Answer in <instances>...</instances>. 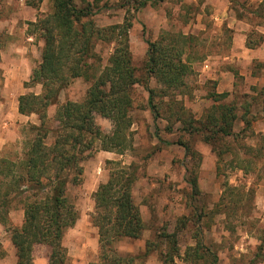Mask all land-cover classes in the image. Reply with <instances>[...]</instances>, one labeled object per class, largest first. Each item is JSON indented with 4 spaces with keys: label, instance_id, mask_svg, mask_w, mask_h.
<instances>
[{
    "label": "rangeland",
    "instance_id": "374dc122",
    "mask_svg": "<svg viewBox=\"0 0 264 264\" xmlns=\"http://www.w3.org/2000/svg\"><path fill=\"white\" fill-rule=\"evenodd\" d=\"M261 1L102 0L94 8L91 18L97 28L130 23L129 43L138 81L132 87L133 122L124 132L122 150H105L97 140L82 152L78 183L67 187L66 194L79 214L63 239L69 264H102L93 222L95 192L120 171L136 175L134 199L145 228L139 238L114 242L117 255L133 258L131 264H166L162 255L169 247L164 235L175 232L180 254L174 264H190L184 259L186 250L198 243L216 252L220 264H264V257L255 258L264 226V56L247 50L242 35L259 40L257 33L264 31V25L254 11H260ZM51 9V0H0V157L22 155L26 142L35 135L29 131L31 124H40L37 113L18 111L19 97L44 91L41 83L31 82L32 70L42 60L44 41L38 31L32 33L30 23ZM177 35L181 59L189 70L180 88L166 90L147 73L146 52L149 41L163 37L170 42ZM114 45V41H95L97 67L108 64ZM89 85L79 77L60 91L58 103L46 109L52 127L58 125L54 118L59 104L83 100ZM149 88L157 119L148 104ZM223 92L228 95L216 96ZM221 103L238 106L235 131L241 132L237 137L207 141L204 131H189L179 119L180 115L190 119L192 127L200 126ZM247 112L250 124L243 129L242 115ZM94 120L103 134L112 133V120L97 113ZM53 139L51 133L47 141ZM180 142L196 152H188ZM192 176L198 177L200 187L195 196ZM16 205L11 222L20 226L24 211L21 203ZM1 225L5 241L10 235ZM5 245L0 241V253ZM33 253L48 259L49 247L36 245Z\"/></svg>",
    "mask_w": 264,
    "mask_h": 264
},
{
    "label": "trees",
    "instance_id": "16d2710c",
    "mask_svg": "<svg viewBox=\"0 0 264 264\" xmlns=\"http://www.w3.org/2000/svg\"><path fill=\"white\" fill-rule=\"evenodd\" d=\"M81 1L79 4L77 0H51V11L39 14L30 23L35 28L32 33L38 31L44 41L42 60L32 70L31 82L41 83L44 91L41 95H21L19 111L37 113L40 124H31L29 131L35 135L26 142L22 155L0 157V223L5 226L15 247L17 264H34L33 252L37 244L49 247L48 264H69L63 239L66 230L76 224L79 214L66 190L69 184L78 183L80 179L82 152L99 139L105 150H122L126 140L124 132L133 122L130 115L134 103L132 87L138 79L129 43L130 23L112 25L106 30L97 28L91 17L102 0ZM260 7V11L255 9L254 13L264 25V0ZM257 34L259 40L256 42L247 37L248 47L255 48L264 41V33ZM97 39L114 41L115 44L103 69L95 62ZM148 44L147 73L156 77L166 90L180 88L189 66L181 59L183 49L179 46L178 35L170 42H165L162 37ZM79 77L90 82L85 98L60 103L54 118L58 125L52 127L46 109L58 103L60 91ZM148 90V104L157 119L159 113L153 103V89ZM226 95L227 92L216 93L218 97ZM237 107L234 103L217 105L200 126L192 127L193 122L181 119L180 115L179 119L189 131H204L207 141L237 137L241 132L235 131ZM249 112L242 115L246 123L243 129L250 124L246 116ZM95 113L114 122L112 133H102L95 123ZM51 133L54 139L49 143L47 139ZM180 143L188 152H196L190 145ZM136 179L135 173L120 171L100 184L95 192L93 222L98 228L102 264H131L133 261L131 257L117 255L113 245L121 238H139L145 228L134 199ZM190 183L192 194H199L198 177H190ZM16 203H21L24 211L20 226L11 222L10 213L16 209ZM262 234V245L255 258L264 257V226ZM164 236L169 249L162 255L163 262L174 264V257L180 254L176 233H165ZM149 250L148 247L147 252ZM184 259L190 264H220L217 253L199 243L188 247Z\"/></svg>",
    "mask_w": 264,
    "mask_h": 264
},
{
    "label": "crops",
    "instance_id": "0c3cea01",
    "mask_svg": "<svg viewBox=\"0 0 264 264\" xmlns=\"http://www.w3.org/2000/svg\"><path fill=\"white\" fill-rule=\"evenodd\" d=\"M262 33H264V31H260ZM241 34V33H240ZM244 35V43H245V48L249 51L253 52V55L255 56H264V41L261 42L260 45H258L256 48H250L246 45L247 42V34H242ZM15 107V105H14ZM16 109L18 110V100L16 103ZM19 111V110H18ZM21 114V113H20ZM22 115V114H21ZM0 226H2L0 224ZM2 230H5L4 227L2 226ZM5 233H7V231H5ZM4 234V233H2ZM2 235L0 234V241L4 242V244H6L4 246L5 250L2 255H0V264H17V256H16V250L14 245L11 242L10 236L9 237H5L4 240H1ZM39 245V244H37ZM36 246V245H35ZM34 264H48V259L47 258H41V257H37V255L34 254ZM75 264V263H73ZM80 264H83V262H81Z\"/></svg>",
    "mask_w": 264,
    "mask_h": 264
}]
</instances>
